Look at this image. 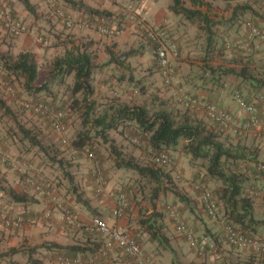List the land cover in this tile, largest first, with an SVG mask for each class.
I'll list each match as a JSON object with an SVG mask.
<instances>
[{
	"label": "rangeland",
	"instance_id": "obj_1",
	"mask_svg": "<svg viewBox=\"0 0 264 264\" xmlns=\"http://www.w3.org/2000/svg\"><path fill=\"white\" fill-rule=\"evenodd\" d=\"M8 1L15 14L29 25L30 32L16 38L5 33L0 27V41L3 40L4 43L12 48L18 42V49L22 46L21 42L24 41H19L20 39L27 38V41H31L32 48L29 51L34 52L37 56L42 78L53 70L55 59L63 56L67 50L88 47L97 65L94 82L95 94L92 99L96 102L99 111L112 104H138L148 108L151 113L162 109L173 111L176 114L179 113V115L187 113L193 119L203 120L209 127L214 126L201 112L186 110V107L176 100L162 79L153 52V45L138 33L132 24H126L122 21V16L114 1L109 2L108 5L111 6L108 8L103 7L106 4L103 1V5L97 7L112 14L109 20L111 27H124V34L121 36H108L93 25L89 27L85 26L90 19L88 17L85 18L78 10H74L64 0H30L35 8L34 14L27 10L21 0ZM78 1L83 2V0ZM95 1L97 5L99 0ZM144 3L148 9L149 20H153L158 13L164 12L167 13L170 20L168 23H174L173 26L177 25V30H172V33L175 31L172 34L173 42L180 50L177 65L181 61L188 62L192 67L191 71L193 70L199 75L202 73L206 74V71H213L216 81H223L217 84V88L220 86L224 90H227L231 100H235V91H240L243 97L246 99L250 98L252 101L259 100L260 96H264V89L252 86L248 80L238 77L235 73L223 74V69H234L236 72L247 69L251 70L254 74H258L259 77H263L264 44L258 42L254 44L253 48L255 51L252 53L244 47V44H246L244 40L246 37L245 23L247 21H252L255 25L264 29V7L262 5L246 4L240 0H185L187 7L200 9L210 20L214 36V51L209 56L210 60L204 61L208 40V33L204 27H208V24L205 22L192 23L184 16L172 12L170 6L173 4V0H144ZM91 7L94 6L91 5ZM235 7H243L242 9L246 12L240 11L239 17L232 24L230 19L234 13L232 10L236 9ZM56 8L63 9L67 15L71 16L73 28L69 29L65 27L61 20L51 16L53 10ZM173 26H171V29ZM103 39L105 41L110 39V44L114 48L113 53L120 56V60L124 59L126 53L128 54L125 66L117 63L113 65L108 64L111 54H105L103 48L100 47ZM180 41H183L182 45H180ZM189 42L192 44L189 45ZM94 43H97V45ZM198 69L200 71H197ZM181 74L182 72L178 69V77ZM73 84L74 80L70 77L66 79L65 83L52 84V92L40 93L37 96H33L24 89L23 80L8 77L0 63V99L10 109V112H7L6 108H0V147L18 158L22 163L26 162L32 165L34 169L41 170L54 184L56 197L58 196V189L64 193L68 191L74 194L80 192L83 193L84 197L89 193L92 197V194L95 193L91 180L93 164L85 157L82 151L75 150L73 146V140H75L78 133L85 131L83 122L85 119L84 114L86 113L85 105H80L81 108L77 109L72 108L75 98L72 92ZM9 86L12 87V91H8ZM187 89L189 90L190 88ZM77 97L79 99L83 98L82 95H77ZM37 100L45 101L51 104L53 108L64 112L67 126L64 138L67 140V143H64L63 139L53 131L47 119L35 115L25 108L26 103ZM260 117L264 125V99L260 103ZM21 127L30 129L39 139L40 145L31 146L28 140H24ZM143 137L134 125L128 126L124 133L121 130L109 132V138L112 139V143L122 152L125 159L135 157L142 165L160 168L153 162L156 152ZM221 139L230 148L244 149L249 153L258 149L261 166H264V136L260 134L259 130L252 129V131L245 135H239L234 131L222 132ZM185 143L184 140H181L176 151L170 150L173 163L170 166L161 167L163 173L169 175L170 178L165 179L160 184L139 175L134 170L117 168L115 161L118 157L113 153L110 143H105L102 139L96 138L95 144L92 147L101 160L107 179V192L113 188L126 192L130 205L135 202V207L138 206L141 209L138 210L140 211V221L152 218V214L148 212L150 207L157 203L160 206V210L156 213L163 215L162 218L166 217L168 223L174 225L176 229L175 221L168 213L167 207L173 206L177 208L187 222L188 214L184 212V204L175 196L172 189L179 190L192 198L198 193L193 186V183L197 181L206 185L213 193L222 186V182L211 180L207 177L206 167L202 160L193 161L192 158L185 154L183 151ZM60 159L66 161L64 166L57 163ZM251 167L250 163L240 162V170L254 181L255 188L253 192L258 193L257 197H264V172L257 174L258 177L256 178ZM232 168L236 169L235 167ZM7 169L17 179L21 176L17 169L0 162V190L5 188L4 191L6 192L7 190L15 189V182L8 176ZM69 175L74 177L73 182L69 180ZM158 187H160V190L156 194ZM31 191L34 193V197L38 196L41 199H45L34 192L33 189H28L27 192L32 193ZM155 200H157L156 203L154 202ZM216 200L218 203L217 217L214 219L206 214V218L212 221L224 219L223 205L218 197H216ZM192 202L194 203L193 200ZM64 204L71 206L70 204ZM259 208H262L264 211V203L260 204ZM52 210L54 211V209ZM40 218L42 217H39L37 220H40ZM262 229L264 227L261 228L263 232ZM195 232L197 233L196 230ZM78 234L76 233L75 235ZM197 235L199 237L206 236L204 233H197ZM74 237L76 238V236ZM81 237L82 234H80ZM171 237H175V235H171ZM259 237L264 239L262 235ZM220 238L224 240L222 234ZM34 240L44 241L42 235L37 236ZM224 241H220L219 250L230 256V261L233 263L245 264L247 261H255L256 264H264V256L250 250L236 249L227 243L225 244ZM37 247L40 249L38 245ZM195 255V259L199 261L194 260L191 264H213V262H208L212 256L211 254L202 257L196 253ZM50 257L51 259L47 258V264H57L53 256L50 255ZM93 257L90 254L84 255L86 264H101L104 261V258L92 261ZM121 257L124 261L126 260L127 264H134L133 260L125 254ZM37 258L41 259L43 264H46L43 258V250L38 253ZM151 258L156 262H160L161 260L162 264H173L174 256L172 252H169L164 253L160 257V260L152 256ZM5 262L6 264L8 263L7 261Z\"/></svg>",
	"mask_w": 264,
	"mask_h": 264
},
{
	"label": "trees",
	"instance_id": "obj_2",
	"mask_svg": "<svg viewBox=\"0 0 264 264\" xmlns=\"http://www.w3.org/2000/svg\"><path fill=\"white\" fill-rule=\"evenodd\" d=\"M21 1L25 4L28 11L33 14L35 13V8L30 0ZM64 1L74 10H78L81 13L87 14L88 18L90 19L88 24H95L97 27H100V24H103L104 26L111 27L109 20L112 14L110 12L91 7L78 0ZM240 8L241 7H237L233 13L232 18L230 19L232 24H234L235 20L239 17L238 14ZM170 9L175 14L184 16L192 23L205 22L208 24V27H204L208 33L204 61L210 60L209 56L214 51V36L209 17L200 9L187 7L185 0H173V4L170 6ZM101 19L104 20L103 23L100 22ZM168 24L170 28L169 31L171 34V39L173 40L172 29L170 23ZM126 59H128L127 53L125 54L124 59L121 60L120 56L116 55L115 53H111V58L108 64L117 63L119 65L125 66ZM0 63L2 64L7 76L22 79L24 89L33 96H37L40 93L52 92V84L65 83L66 79L72 77L74 80L72 92L75 95L72 108H81L80 105H85L86 108V113L84 114L85 119L83 122L85 131L79 132L75 140H73V146L75 150L83 152L85 147H89L97 156L92 146L95 144L96 138L102 139L105 143L111 144L113 153L118 157L116 158L115 163L116 167L119 169L134 170L139 175L149 178L151 181L157 182L158 184L163 182L165 179L170 178L169 175L163 173L161 167L156 168L149 165H142L135 159V157L125 159L122 152L116 147L114 143H112V139L109 138L110 131L121 130V132L124 133L128 126L134 125L137 130L140 131L142 136H144L143 138L148 142L156 154L166 152L169 153L170 156V150L176 151L180 141L184 140L186 142L183 146V151L185 154L192 158L193 161L202 160L204 162V166L206 167L207 177L211 180L222 182V186L219 189H217L214 193L212 191L211 192L215 198H219L223 205L224 219L226 220L224 225H230L233 227V229L242 232L246 236H257L259 232L258 227L264 225V221L257 219L255 216L252 196H257L258 193L253 192L255 188L254 181L252 182V179L246 173L240 170V162H249L252 165L251 170L254 172V175L257 178V174H262L264 172V170L261 171L264 169V166H262V169L260 168L262 164L259 156V150H253L249 153L244 149L228 147L221 139L222 132L227 131L209 120L203 113L202 114L205 116V118L214 124L213 127H209L203 120L193 119L187 113L179 115V113L176 114L173 111H168L165 109L151 113L148 108L138 104H112L99 111L97 109L96 102L92 99L93 95L95 94L94 82L97 65L92 52L89 51L88 47H85L84 49L72 48L67 50L63 56L57 57L55 59L53 63V70L43 78L41 77V67L38 63L37 56L32 51H24L18 55H14L9 51H3L0 48ZM230 73H235L238 77L248 80V82L254 87L264 89V73H262L263 77H259L258 74H254L251 70L247 69H244L240 72H236L234 69H223V74L228 75ZM188 91L195 96L200 97L192 91ZM77 95H82L83 98L79 99ZM204 100L208 103H213L221 107L215 102L206 99ZM247 100L251 101L250 98H247ZM49 105L52 107L51 104ZM0 108H6L7 112H10V109H8L5 102L1 99ZM221 108L224 109L223 107ZM186 110L189 109L186 108ZM224 110L227 111L226 109ZM227 112L230 113L229 111ZM21 132L24 136V140H28L31 146L40 145L39 139L32 133L30 129L21 127ZM171 159L173 161L172 156ZM99 161L102 167L101 160L99 159ZM57 163L61 166H64L66 161H64V159H60L57 161ZM232 167H235L236 169L234 170ZM69 176V180L73 182L74 177L72 175ZM20 179L23 182L25 188L32 189L31 186L25 183L24 176L21 175ZM91 180L93 182L92 176ZM197 183L202 184L200 181H197L196 183H193V186ZM204 186L206 187V185ZM159 188L160 187L156 189V194L159 193ZM2 190H5V188ZM172 191L181 203L189 208H193L192 199L190 196L182 193L179 190L172 189ZM94 192L97 194L95 189ZM7 194L9 195L10 199L18 203H33L34 201V196H30V194L27 192L21 193L17 192L15 189H10L7 190ZM75 196L78 203L87 208H91L90 201L84 197L83 193L77 192L75 193ZM0 202L6 207V205L1 200ZM67 207H69L73 213H78L72 206ZM128 209L129 208H127V210ZM93 212L95 217L103 218L101 215L102 213L98 212L96 209H94ZM10 215L16 217V215H13L12 213H10ZM51 217L53 216L50 215L46 218L49 219ZM153 221V217L142 221V223L147 226L146 228L149 230L151 239L160 242L170 252H172L174 256L173 264H182L180 260L177 259L176 251L173 248L167 246V244L170 242L169 237L166 234H163L161 230L156 227V224H154ZM64 224L67 225V223ZM67 226L73 230L80 231L74 226ZM83 234L86 238H88V240L93 239L92 246L75 244L68 246L66 248L68 251L61 250L63 248L62 245L55 244L54 246L57 247L59 253L71 255L73 257H84V255L87 254H94L93 256H95L100 251L104 240L96 233H87L83 231ZM30 261L32 264H42V261L33 259L32 256L30 257ZM223 264L241 263L227 261ZM245 264H256V262L247 261Z\"/></svg>",
	"mask_w": 264,
	"mask_h": 264
},
{
	"label": "built area",
	"instance_id": "obj_3",
	"mask_svg": "<svg viewBox=\"0 0 264 264\" xmlns=\"http://www.w3.org/2000/svg\"><path fill=\"white\" fill-rule=\"evenodd\" d=\"M103 2L114 1L118 7L120 15L126 24H132L134 29L144 36L152 45L157 65L160 69L162 79L166 87L172 92L173 96L184 105L187 109L203 113L209 120L220 126L226 131H234L239 135H245L258 129L260 134L264 136V125L260 117V103L264 96H260L259 100L248 101L243 97L240 91H236L234 96L240 108L247 114V121L239 123L235 117L213 103H208L201 97H197L190 93L183 85L178 77L177 59L179 57V48L171 39L170 28L167 21H154L148 19V9L144 2L137 3L136 0H100ZM156 1V0H154ZM246 4H260L264 7V0H240ZM53 18L61 20L65 27L73 28V21L70 15H67L63 9L56 8L53 10ZM103 23V21L101 22ZM87 27L95 26L103 34L108 36H121L124 34V27L112 26L107 27L100 24L86 23ZM0 27L12 37H20L30 32V27L11 7L8 0H0ZM246 37L244 47L249 52H254L253 45L258 43L264 44V29L255 25L252 21L245 23ZM8 91H12V87H8ZM25 108L44 119H47L53 131L63 139L67 140L64 135L67 132L64 112L55 110L48 103L37 100L26 103ZM85 157L93 164L91 176L93 179L94 189L100 196L107 194V179L104 176L99 159L94 152L85 147L82 152ZM0 162L7 164L24 176L27 185L43 198L51 203H57L54 184L42 173L41 170L34 169L32 165L19 161L7 151L0 147ZM153 162L158 167L170 166L173 161L169 153H155ZM262 169V166H260ZM195 190L199 192L201 202L205 213L211 217H217V200L209 189L203 184H194ZM116 199L117 206L113 211L115 218L122 217L127 208L130 206L129 198L126 192L119 191L111 193ZM58 204V208L63 214V221L67 225L74 226L80 231L87 233H96L104 240L100 251L93 257V260L107 257L111 252H121L133 260L134 264H157L142 249L136 238L125 228L111 226L107 220L99 217H93L90 222H81L78 213H73L66 205ZM167 211L171 218L175 221L177 231L187 240L191 249L200 257L207 254L216 255L218 247L213 241L205 236L199 237L195 230L189 225L186 219L173 206H168ZM47 215L46 217H49ZM0 221L5 228L19 230L26 223L33 224L35 220L26 219L22 216L13 217L8 209L0 202ZM224 242L241 250H250L256 254L264 256V239L260 237H250L233 229L230 225H224L222 231ZM53 259L57 264H86L84 257H73L63 253H56Z\"/></svg>",
	"mask_w": 264,
	"mask_h": 264
},
{
	"label": "crops",
	"instance_id": "obj_4",
	"mask_svg": "<svg viewBox=\"0 0 264 264\" xmlns=\"http://www.w3.org/2000/svg\"><path fill=\"white\" fill-rule=\"evenodd\" d=\"M136 1L137 3L144 2V0ZM83 3L89 6L92 5L96 8H98L97 6L103 5L102 1L100 0L98 1L97 5L96 1L94 2V0H83ZM105 3L106 4L103 5L104 8H108L111 6L108 5L109 2ZM235 10L236 9H233L232 11L235 12ZM240 11H243V13L246 12L242 8H240L239 12ZM82 14L83 16H85V18L88 17L87 14ZM153 20L160 22L166 20L167 23L170 21L167 13L164 12L158 13L156 17L153 18ZM102 21L104 22V20L101 19L100 22ZM170 24L171 26H173L174 23L170 22ZM176 26H173L172 30H175ZM173 33H175V31ZM191 39H193V37H191ZM109 40L105 41L103 39L102 44L100 45V47L103 48V52L105 51V54H111L114 50V48L112 47L113 45L111 46ZM19 41H22V46L18 49V42H16L14 47L12 48L2 40L0 41L1 49L6 52L9 51L14 55H18L21 52L29 51L32 48L31 41H27V38H22ZM179 43L180 45H182L183 41H180ZM94 44L97 45V43ZM188 44L190 45L192 43L189 42ZM113 64L114 63H110L109 65ZM178 66V69L180 70V72H182L179 79L186 88H190V91L206 100L219 104L221 107L232 113L239 123H244L247 121V114L243 112L236 100H231L229 98V92L227 93V90H224V88H221L220 86H218L219 88H217V84H220L223 81H216L213 71H206V74L202 73L199 75L196 74L193 70L191 71L192 67L188 62L181 61L178 63ZM197 71H200V69H198ZM7 174L11 178V180L15 182L14 187L17 192L24 193L28 191V189H26L23 185V182L20 181L21 179L19 177L17 179L15 176L10 174V171H8V169ZM192 189L194 188L192 187ZM116 192L119 191L113 188L109 190V192H107L105 196H98L94 193L92 194V197L88 193L85 198H88V200L90 201L91 208H87L78 203L73 192L68 191L64 193L60 189H58L57 201L60 204H70L78 212L81 222H90L92 218L95 217L93 210L96 209L98 212L102 213V217L106 219L111 226L121 227L128 230L140 243L142 249L148 256H152L153 258H157L160 260V257L163 256L164 253H169L170 251L160 242L151 239L149 230H147L146 228L147 226H145L142 221H140V211L138 210L141 209H139L140 207L138 206L135 207V202L130 205L129 209L122 217L115 218L113 216V211L117 206V201L111 196V193ZM29 194H31L30 196H33L34 193L32 192ZM252 197L255 216L257 219L264 221V211L262 210V208H259L260 204L264 203V197ZM191 199L194 201V203L192 202L193 208H189L186 205H183L185 209L184 212L188 214V223L197 231L198 234L204 233V235L208 236L213 241V243L218 245V253L216 255H212L210 261L208 260V262H213V264H223L224 262L230 261L231 257L219 250L220 241H224L220 238V235L222 234L223 225L225 224L226 220L223 218L218 221L214 219V221L209 220L208 218H206V213L199 194L196 193L195 196ZM0 200L6 205V208L13 215H19L31 220L42 217L40 218V220H35L33 224L26 223L24 227L19 230L5 228L0 221V264H6L5 261L8 262L7 264H32V262L30 261L31 256L33 259L42 261L41 259L37 258V255L41 250H43V258L45 259L47 264V258L51 259L50 255L53 256L58 252L57 247L54 246L55 244L62 245L63 248L61 250L64 251H68L66 248L75 244L92 246L93 239L88 240V238L84 236L83 231L73 230L64 224L63 214L57 208V203L52 204L50 203V201L48 202V200L41 199L38 196L34 197L33 203H18L10 199L7 192L2 189L0 190ZM154 202L156 203L157 200H155ZM52 209H54V211ZM158 210H160V206L156 203V205L150 207L148 213L152 214L151 216L154 219L153 223L156 224V227H158L163 234H166L169 237L170 242L169 244H167V246L173 248L176 251L177 257L182 264H191L194 260L199 261L198 259H195L196 255L191 249L189 243L177 231V229H175L174 225H170V223H168L166 217V219L162 218L163 215H159L156 213ZM49 214L54 217L47 219L46 216ZM263 227L264 225L258 227L259 232L257 234V237L261 235L262 237H264V229H262L263 232L261 231V228ZM72 232H74V234H72ZM76 233L79 234L75 235ZM215 233L217 234L216 236ZM80 234H82L81 238ZM41 235L43 236L44 241L34 240L37 236ZM171 235H175V237H171ZM74 236H76V238ZM37 245L40 249H38V247L36 248ZM219 251L221 252L219 253ZM120 255L124 256L123 253L118 251L111 252L106 258H104V261L101 264H127L126 260L124 261V259H122ZM157 264H162L161 260L160 262H157Z\"/></svg>",
	"mask_w": 264,
	"mask_h": 264
}]
</instances>
